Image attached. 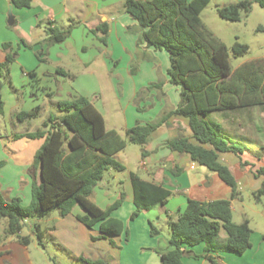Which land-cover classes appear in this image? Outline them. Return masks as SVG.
Instances as JSON below:
<instances>
[{"label":"crops","instance_id":"obj_1","mask_svg":"<svg viewBox=\"0 0 264 264\" xmlns=\"http://www.w3.org/2000/svg\"><path fill=\"white\" fill-rule=\"evenodd\" d=\"M124 1L33 0L31 7L17 8L10 0H0V59L5 56L1 48L3 43L11 42L18 50V56L10 66L11 83L4 81L2 85L4 112L0 114V160L5 161V165L0 168V189L5 199L20 197L23 205L31 202L33 177L29 168L33 159L25 155V146L19 143L27 139L37 141L40 147L44 138L19 136L41 128L32 130L29 125L33 120L41 119L43 125L50 114L60 115L59 101L79 96L89 98L103 115L106 128L115 129L122 136L126 129L154 121L163 112L178 107L181 88L169 82L171 64L168 52L139 43L141 27L124 10ZM66 21L73 22L71 34L62 43H52L46 32L49 22L52 26L66 28ZM104 22L109 28L106 43L99 40L93 31ZM18 68L21 79L16 83L13 76ZM110 83L117 93L119 106L110 115L112 123L109 126L106 113L98 102L101 101L104 107L106 99L102 86L111 90ZM159 83L161 87H152ZM87 84L94 87L89 89ZM19 88L24 89L22 94ZM36 107H39L38 116L25 121L27 127L20 129L19 123L22 125L24 122H19L15 115ZM207 120L220 123L232 141L247 146L241 155L221 153L220 161L229 167L239 183L240 197L232 201L233 220L241 223L247 219L252 229L251 247L245 253L211 254L222 264H264V200L258 203L251 200L252 193L259 190L264 181L263 175H256V170L264 166V111L251 108L216 112ZM178 137H187L192 143H198L193 137L189 118L173 115L167 124L152 134L148 143L133 151V156L126 152L128 145L115 155L125 169L116 170L120 175L114 174V169L108 170L113 180L105 173L94 190L92 200L100 208L107 209L124 194L123 202L110 215L120 219L124 229L114 237L115 247H110L109 239L97 244L102 246L94 244L97 249L90 250V259L102 258L109 252L114 257L107 264H161L157 250L165 251L168 247L169 221L178 219L189 200L210 202L230 198V186L216 172L193 161L188 154L166 145L168 140ZM4 141L15 147H8ZM131 173L171 192L165 203L144 210L135 219H131L136 208ZM246 197L253 209L247 204ZM52 213L47 216L54 221L51 232L61 242L72 238L68 249L78 258L82 250L78 234L89 243L93 231L99 234L100 223L92 229L87 227L79 220L86 215L79 205L66 216H61L58 211V216L52 217ZM5 224L6 220H0V264H13L10 258L14 240L11 236L4 237ZM152 226L159 229V235L151 234ZM71 233L75 234L74 237ZM219 237L221 240L228 237L224 228ZM28 248L25 246L26 254ZM186 250L191 254L183 257L185 264H211L204 257V243L186 247ZM193 254L201 257L195 258ZM25 264H33L28 255Z\"/></svg>","mask_w":264,"mask_h":264},{"label":"trees","instance_id":"obj_2","mask_svg":"<svg viewBox=\"0 0 264 264\" xmlns=\"http://www.w3.org/2000/svg\"><path fill=\"white\" fill-rule=\"evenodd\" d=\"M17 8H29L33 0H10ZM211 0H125L124 10L135 19L141 33L139 43H145L155 50H165L169 54V82L181 88V101L177 108L163 112L157 119L145 124L138 123L126 129L125 136L117 130H108L101 112L93 102L84 96L58 102L61 113L50 114L42 128L21 137L44 138L37 149L29 173L33 177L32 199L23 205L20 197L4 198L0 189V220L6 219L4 237L16 236L19 243L28 246L29 236L21 235L25 221L31 218H45L54 211L61 216L68 215L79 205L86 215L79 217L87 227L100 223L98 238L109 239L119 236L124 224L111 217V212L119 207L121 199L107 209L100 208L92 195L106 171H123L115 155L129 143L144 146L159 127L169 122L173 115L189 118L193 137H178L166 145L216 172L231 188L228 199L210 202L191 199L187 207L179 213L176 221H169L170 238L165 251L157 250L161 264H185L183 257L191 254L186 247L204 243L205 255L211 264H222L211 253L230 252L243 254L251 247L249 221L241 223L233 220L232 201L240 197L239 183L229 167L220 161L221 153L243 154L247 146L232 141L218 122H209L207 117L216 112L245 110L260 107L264 111V59H252L239 65H231V54L235 57L246 54L249 46L236 41L229 48L202 21L201 12ZM253 3L264 9V0H240L218 8L221 18L230 21L241 20L242 13H249ZM14 22V20H13ZM73 25L63 29L49 22L46 32L52 43H62L71 34ZM258 30H264L259 27ZM99 40L107 42L109 28L106 22L93 29ZM25 43V42H24ZM26 45V43H25ZM27 46V45H26ZM5 53L0 59V114L4 112L2 85L11 83L10 66L18 56V50L11 42L1 46ZM152 87L159 88L161 84ZM39 107L30 111H20L15 117L19 122L36 118ZM143 155L145 151H142ZM5 161L0 160V168ZM256 175L264 176V166L256 170ZM134 189L135 219L144 210L165 203L171 192L160 185L141 179L131 173ZM252 195L261 201L264 197V181ZM228 237L221 240V229ZM39 244L43 245L44 232L40 225H34ZM128 233V231H126ZM160 231L151 227L153 236ZM195 258L200 255L193 254ZM86 264H107L102 259L82 258ZM9 264V263H5Z\"/></svg>","mask_w":264,"mask_h":264},{"label":"rangeland","instance_id":"obj_3","mask_svg":"<svg viewBox=\"0 0 264 264\" xmlns=\"http://www.w3.org/2000/svg\"><path fill=\"white\" fill-rule=\"evenodd\" d=\"M240 0H211L209 4L205 7V9L201 12V19L203 23L219 38L221 39L229 48L233 46V44L238 41L242 44H246L249 46V50L246 54L235 57L233 54H231V65L233 69H236L239 65L246 61H250L252 59H264V30H258L259 27L264 28V9L260 7L259 4L253 3L252 9L249 13H242L241 20L239 21H230L223 19L218 14V8L222 6H226L232 3H236ZM121 7V6H120ZM78 21V20H77ZM80 23V22H79ZM66 28L70 27V25L73 24L72 21H66ZM84 25V24H83ZM62 28V26H60ZM74 29V26L72 30ZM72 32V31H71ZM164 52H167L163 50ZM17 72L14 74V80L16 83L20 81V73L21 70L18 68L16 69ZM19 70V72H18ZM112 87L111 90H108L105 85L102 86L103 94L106 100H104V107L101 105V101L98 102L99 106H101V109H103L106 113V117L108 120V125H111L110 115L112 116V113L114 112L115 108L119 106L117 93L115 89L112 86V83L110 85ZM87 88H93L94 86L92 84H87ZM23 88H19V93L22 94ZM8 97V96H7ZM22 99V96H20ZM95 97V96H93ZM20 99V100H21ZM20 104L22 106V102L20 101ZM54 113L57 112V110L52 107L51 109ZM255 110H261L260 107H255ZM19 128L23 129L27 127V125L24 124L21 125L19 123ZM11 126V124L9 125ZM12 127V126H11ZM32 130L38 129L39 127L42 128L41 125V119L33 120V123L29 125ZM225 133V132H224ZM259 134V133H258ZM125 136V135H124ZM228 136V135H227ZM261 136V135H260ZM229 137V136H228ZM5 145H8V147H15L14 145H10L9 142L4 141ZM24 144L26 156H30L32 159L34 158V155L39 148V144L37 141L27 140L19 143ZM140 145L136 144H128L127 153L131 154L133 156V151L139 150ZM4 149V147H3ZM114 174L120 175L121 173L117 172L116 170H113ZM106 176L109 177V179L113 180L109 176V173L107 171L105 172ZM251 200L257 201L258 200L251 195ZM264 200V197L262 198ZM247 204L249 207L253 209V207L250 204V199L246 197ZM53 216H58V211H54L52 213ZM255 218H257V215L254 214ZM6 220V219H2ZM54 221H50L49 217L46 218H31L25 221L24 228L21 232V235L23 236H29L31 238V243L28 245V254L25 253V246L21 243H18L16 236H11V239L14 240V242L11 245V248L13 250V254L10 258L13 264H25V260H27V255L33 262V264H86L85 261L82 258H89L91 257L90 250L97 249L94 244H102L105 238H98L96 231H93L92 235L89 236V243H87V240L85 237L83 238L82 235L78 234V241L82 242V250L79 252V257L76 258L72 252L68 249V244L73 241L72 238L68 237L66 240H63V242L58 241L54 234L51 232V227L53 225ZM254 223V222H252ZM40 225L41 230L44 232L43 237V245L39 244L38 238L35 235L34 225ZM254 225V224H252ZM75 234L71 233V236L74 237ZM85 239V241H83ZM110 247L114 246V244L109 240ZM102 246V245H97ZM115 247V246H114ZM101 253V251L99 252ZM114 257L113 254H110L109 252L105 253L102 259H104L107 263H109L110 259Z\"/></svg>","mask_w":264,"mask_h":264}]
</instances>
